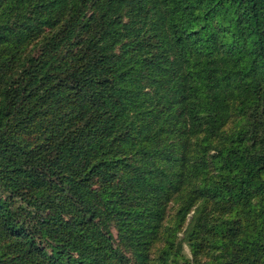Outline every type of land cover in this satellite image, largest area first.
<instances>
[{
	"label": "trees",
	"instance_id": "obj_1",
	"mask_svg": "<svg viewBox=\"0 0 264 264\" xmlns=\"http://www.w3.org/2000/svg\"><path fill=\"white\" fill-rule=\"evenodd\" d=\"M0 264H264V0H0Z\"/></svg>",
	"mask_w": 264,
	"mask_h": 264
},
{
	"label": "rangeland",
	"instance_id": "obj_2",
	"mask_svg": "<svg viewBox=\"0 0 264 264\" xmlns=\"http://www.w3.org/2000/svg\"><path fill=\"white\" fill-rule=\"evenodd\" d=\"M235 126H236V117L233 116L232 118H230V119L228 120V122L225 124V126H224L223 129H224L226 132H228V131H230V130H232V129H235ZM178 206H179V203H178V202H174V201H173V202L170 203V205H169V207H168V211H167V218H166V220H165V225H166V226H167V225H173V224L175 223V221H176V212H177ZM193 213H194V212L192 211V212L189 214V216H188V220H187V222L185 223V225H184L183 228H186V226L188 225V223H189V221H190V219H191ZM113 232H114V235H115L116 237H118V232H117V229H116L115 227H113ZM180 236L183 237V236H184V233L181 232ZM118 241H119V244H120L125 250H127V251L129 252L128 247H127L124 243H122L121 240H118ZM162 246H163V244H162L161 242H159V243H157V244L155 245V247L153 248V250H152V256H153V258H155V260L157 259L159 249H160ZM186 250H187V252H188V254H189V251H188L187 248H186ZM190 254H191V253H190Z\"/></svg>",
	"mask_w": 264,
	"mask_h": 264
}]
</instances>
